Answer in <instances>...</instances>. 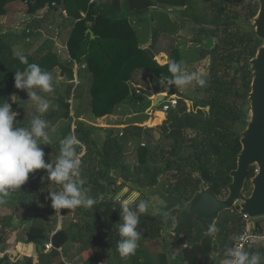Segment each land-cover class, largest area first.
Wrapping results in <instances>:
<instances>
[{"label": "trees", "instance_id": "trees-1", "mask_svg": "<svg viewBox=\"0 0 264 264\" xmlns=\"http://www.w3.org/2000/svg\"><path fill=\"white\" fill-rule=\"evenodd\" d=\"M238 1L214 0L210 10L197 12L193 0H126L127 9L136 16L144 14L155 6L166 10L183 8L179 17L184 20H193L196 25H200L199 37L218 39L213 46H207L200 51L202 60L209 59L206 77H203L204 96L202 100L193 101L194 109H191L189 113L182 116L170 113L161 121L159 128L162 136L165 140L173 141L172 152L178 155L173 157L172 152L169 154L162 152L161 154L166 156L162 168H156L150 164L156 155L143 146L136 150L137 164L132 167L128 162L123 150L124 145L134 141V138L141 133V127H125L122 137L118 134L113 136L111 133L99 150L93 143L88 142L84 127L81 124L76 125L74 135L86 145L87 153L80 162L79 168V172L84 170L86 175H80L74 179L79 181L80 178H86V182L80 181L82 187L88 190V187L92 185L93 191L97 194L95 193V200L91 206L65 208L61 209V212L65 216L73 211L75 216L81 217L80 223L64 222V226L54 232V228L45 224L44 220L37 215V202L47 196L50 184V180L47 179L48 173L43 169L30 173L26 185L10 190L15 196L18 209L24 213H36L24 232L26 243L43 245L51 242L54 246L49 253L41 251L38 254L39 264H60L57 259L58 249L68 242H79L91 250L84 256L86 264L99 262L97 251H103L111 256L117 264H153L154 255L144 243L153 241L163 246L164 222L139 212L135 205L130 204L139 213L137 230L141 233V238L133 253L126 255L120 253L118 250V241L121 239L119 223H122L123 203L116 198L119 197L123 201L126 197L119 196L115 192L109 195L108 190L117 189L115 179L111 177L112 172H116L119 178L141 186L155 184L158 176L163 174L166 192L184 199H189L202 182L212 183L215 193L223 196L230 182L229 173L236 168V155L241 149L236 126L244 119L245 113L238 101L241 94L233 86L237 78L227 81L223 79V75L219 76V72L222 68L229 69L231 66L241 71L242 79L247 82V93L244 96L247 97L251 83L248 62L257 47L253 33L239 39L234 32L230 31V23L224 16V10L229 13ZM242 1L244 0H240ZM13 2L25 4L29 14H34L46 7L52 10L61 8L64 12L65 21L70 28L66 41L68 54L78 64L85 65L88 74L84 86H79L76 91V100L85 91L90 96V109L95 117L113 114L118 105L132 101L129 84L133 82L137 72H141L145 78L148 77L155 84L156 92H166L169 96L175 93L177 86L167 83V80L173 77V74L168 71V62L175 60L181 63V68L184 67L179 49L172 48L168 54L169 61L160 65L155 60L153 47L161 34V29L158 27L153 30L152 44L149 48H140L136 31L128 17L120 15L122 11L120 0H0V17L6 14L7 6ZM231 12H234L233 9ZM162 15L165 19V24L162 23V25L172 26L169 19L170 23H166L165 14ZM88 30H91L94 38H91ZM22 54L27 57L29 64H38L42 70L50 73L55 68H59L62 76L69 82L73 80L72 62L67 60L62 62L54 49L39 58H33L28 53ZM243 54H247L248 57L245 63L240 60ZM26 67L27 65L22 64L17 54L13 52L10 42L0 35V103L9 102L15 88L14 73L17 70L23 71ZM225 76L227 77L228 74L226 73ZM155 81H159L163 89H157L158 83ZM144 83L148 85L147 82ZM71 88L70 84L65 95H57L58 106L64 112L59 115L58 109L55 108L48 114L50 119L69 118L70 105L66 100ZM145 98L138 93V98L135 96L134 101L143 104L147 100ZM181 104L179 107H184V104L182 106ZM10 106L17 112L16 103ZM21 118V115L15 118V123L20 127ZM187 130L194 132V136H186ZM41 147L45 153V162L55 164L57 146L47 143L41 144ZM99 168L103 171H98ZM253 174L252 167L248 178H251ZM246 186L249 185L246 184ZM49 212L55 215L57 210L50 205ZM224 215V224L217 223L216 231L220 245L230 249L237 235L244 228L245 222L237 213L231 215L228 211ZM28 264H31V261ZM157 264H167L164 252L158 255Z\"/></svg>", "mask_w": 264, "mask_h": 264}, {"label": "rangeland", "instance_id": "rangeland-1", "mask_svg": "<svg viewBox=\"0 0 264 264\" xmlns=\"http://www.w3.org/2000/svg\"><path fill=\"white\" fill-rule=\"evenodd\" d=\"M213 1L214 0H193V2L195 3V9L197 12H204L206 9L210 10L211 4L213 3ZM9 5H10L8 6L9 9L13 6H19L16 8L15 12L13 13L14 15L12 14L9 15V23H7V26H6L8 28L7 29L5 28L6 34L12 36L11 47H12L13 52L15 54H17L18 52L28 53L33 58H39L43 54L47 53L49 50L52 49L53 46L51 45L50 41H51V38H54V39H58V41L55 40L57 49H54V50L60 56V60L62 62H65L67 55H68L67 49H64V45L66 44L65 42L66 32L64 29L63 30L59 29V31H57L56 29L57 26H59L58 28H61L60 26L61 16L56 15L52 9H49L48 7H46L44 8V10H46V12L44 13L46 14H44L42 16L43 18L40 20V19H37L36 17L25 16L24 11L26 10V6H24V4L21 2H13ZM182 9L183 8H179L177 10H174L173 12L172 11L168 12V14L170 13L172 15L171 18H169L167 14H165L168 17V18L166 17V21H167L166 23H170L168 22V19L169 21L171 22L174 21L175 23L174 24L172 23L171 25L173 27L170 26L167 31L168 35L170 36H168V39H167L168 42L164 49L168 50L169 52L174 47L178 48L181 53L182 59L184 61V67L182 68V71H184L187 74H191L192 72H198L203 78V77H206L205 76L206 66L209 63L208 62L209 59L205 58L202 60L200 57V51L203 50L207 46L209 47L213 46L215 43H217L218 39L216 38L206 39L203 37H199L198 31L201 28V26L196 25L193 22V20H189V19L184 20L180 18L179 14L181 13ZM232 9L235 12V14H233L234 12H231ZM232 9L229 13H226V10H224V16L228 20V23H230V31L234 32L236 34V37L239 39L246 34L253 33L254 28H253L252 19H253V15L255 14V12L258 11V6L255 0H248V1L244 0L242 2H240L239 0L237 3H235L232 6ZM49 16H51L50 19H46ZM26 29H29L31 31L30 41L28 42H26L25 40V30ZM57 42H59V44ZM58 51H60V53ZM240 60L242 63L247 62L248 60L247 54H243ZM235 68L236 67L234 66L229 67V69L222 68V70L219 72V76L223 75L224 76L223 79L227 81H231V79L237 78V82L233 86L241 94V97L240 99H238V101H239V105H241V108L243 109V112L245 113L244 119L240 123H238V125L236 126V131L240 133L245 128L247 120L249 118L250 105H249L247 97H244L245 94L247 93L246 92L247 82H244V80L242 79L241 71H239L238 69L236 70ZM60 72L61 71L59 68H55L51 72L52 77H53V80H52L53 91L52 92H43L39 88L34 89L38 95H40L43 99L49 102V105H50L49 109L44 114L41 115L37 111L36 105L29 98L27 90H19V89L14 88L13 94L10 96L9 102H8L9 104L16 103L18 107L22 109L23 113L21 114L22 118L20 120V123H23V121H26L27 123L30 122V119L34 116L33 113H35L37 116H40L42 119L47 120L49 124L48 129H46L48 136H49L48 143L57 145L59 150L61 147L59 142L65 137H67L68 135L70 134L72 135L71 124L73 123V115H72L73 112L71 108L73 107L74 112L76 113L77 110L86 109L88 107L86 103V99L84 98L79 101L76 100L77 102L75 101L73 106L70 107L69 118L63 119L61 117H54L50 119L48 117V114L51 111H53L55 108L58 109L59 115L62 112H64V110L58 106L59 103L56 97L57 95L58 96L65 95L66 89L68 85H70L71 83L65 77H64L65 79L62 78L60 80L59 78L61 75ZM226 73L228 74L227 77L225 76ZM79 76L81 80L80 86H84V83L87 80V76H88L86 69H80ZM137 78H138L137 75L133 77L134 82H137L138 80ZM141 79L142 78L140 77L139 82ZM155 82L158 83L157 89H160V88L163 89L162 86L159 85L161 84L159 81H155ZM129 85H130L131 91L135 93L137 90L134 87L133 83L131 82ZM148 85H149L148 87L150 88L148 90L153 91L156 94L155 84L152 83L151 80H148ZM204 90H205L204 84L199 85L195 83V81H193L192 84H189L187 86H183V87L177 86L174 94L176 95L175 97L179 99V103L177 107L171 113H174V114L176 113L178 114V116H182L186 113H189L191 109H194L192 107L193 101L203 99ZM163 94L168 95L166 92H164ZM184 98H186L188 101H183ZM149 101L150 99L145 100L143 104H141V106L143 108L146 107ZM181 103L184 104V107H179ZM127 104L128 103H122L121 105H118L114 113L118 116H124L125 114L129 113ZM157 109L158 108H156V110ZM154 115H155L154 119L153 117H151V119L146 124H143L142 127L138 126L142 128V131L139 135H137V137L134 138L132 146H129L127 144L124 145L123 150L127 156L126 158L128 162L130 163L132 167L137 164L136 150L138 147H142V146L146 147L150 149L153 153H155L156 157L153 161L152 160L150 161V164L155 166L156 168L164 167V159L166 156H163V154L161 153L168 152L169 154L170 152L173 151L171 147L172 146L171 144H173V141L165 140L159 128L160 123L163 120L162 115L160 114L158 110L156 111ZM120 122H119V125H121ZM75 125H78V123L75 122ZM148 129L150 131H148ZM120 130L122 131L123 129L113 128V129H109L108 132L113 131L114 132L113 134L116 133L117 135V133H119L118 131ZM185 134L186 136H189V137L194 136V132L189 131V130H187ZM95 137H96L95 138L96 141L98 142V145H102L103 141L108 136L107 135H104V136L96 135ZM176 155H177L176 152H174L172 156L177 157L178 155L177 156ZM182 155H184V153ZM98 171L101 172L103 171V169L99 168ZM80 175L85 176L86 175L85 171L83 170L82 172H80ZM195 176H197V174H195ZM111 177L117 178L118 174L116 172H113L111 173ZM28 180H29V177H28ZM28 180L23 185H26ZM79 181L86 182L87 179L80 178ZM204 183L205 182H202L201 184H204ZM246 184L249 186H246L245 192L249 193L251 190V185L249 182H247ZM51 186H52V190L50 192L47 191V198H41L37 202V208H38L37 215L41 217L42 220H44L45 224H47L48 226L54 227L55 221L57 222L59 218H58V213H56L55 215H52L49 213V208L51 205V200L49 199V193L53 191H60L62 186L61 184L50 180L48 189ZM93 189L94 187L90 185L88 187V192L86 193V195L92 198L93 200H95L94 195L96 192H94ZM114 192L117 193V195H120V194L124 195L126 198H129L128 200H133V203H135V200L131 198L132 191L127 189L125 186L117 185L116 190H112V189L108 190L109 195L113 194ZM226 194H227V191H225L223 193V196L222 195L221 196L224 197L226 196ZM4 201L5 202L0 203V207H3L6 205L7 208L10 209L11 211L13 210L16 211V215H17L16 221L18 220L17 223L19 224L18 226L21 230L23 229L21 227L23 224H27L28 222H30L31 219H33V217L36 216L35 212L24 213V211H21L20 209H18L15 196L11 192L8 197H4ZM224 216H225L224 213L220 215L218 223L224 220ZM70 218L71 216H68L67 219H70ZM161 222H164V226H170L171 224L169 221H161ZM0 223H2L6 229V231L2 234L3 236H7L9 233V230H13L14 228V226L12 225L10 226L9 223L6 224L1 219H0ZM66 223L68 224L70 222L66 221ZM27 228L28 227L26 226V229ZM25 230L22 232L24 233ZM161 248L163 250V246H161Z\"/></svg>", "mask_w": 264, "mask_h": 264}, {"label": "water", "instance_id": "water-1", "mask_svg": "<svg viewBox=\"0 0 264 264\" xmlns=\"http://www.w3.org/2000/svg\"><path fill=\"white\" fill-rule=\"evenodd\" d=\"M258 11L252 19L253 34L257 41L254 55L248 62L251 75L247 99L250 105L249 118L245 128L239 133L241 149L236 155V168L230 171L227 194L222 197L214 191L212 183L200 184L189 199L168 193L164 189V176L160 174L153 185L141 186L132 181L115 177V183L132 191L135 206L143 202V214L169 221L163 226V251L167 264H214L216 255V225L222 213L236 210L249 219L264 217V0H255ZM92 35L91 30L87 31ZM140 94L152 103L142 113L125 117V126H143L150 120V112L169 96L163 93L153 97V93L137 87ZM256 172L248 178L250 168ZM251 190L245 192L246 183ZM132 202V203H131ZM36 257L35 245L28 243L24 249ZM40 252V251H39ZM25 257L22 258L24 263ZM26 262V261H25Z\"/></svg>", "mask_w": 264, "mask_h": 264}, {"label": "clouds", "instance_id": "clouds-1", "mask_svg": "<svg viewBox=\"0 0 264 264\" xmlns=\"http://www.w3.org/2000/svg\"><path fill=\"white\" fill-rule=\"evenodd\" d=\"M18 59L27 67L14 73V87L19 90H27L31 101L36 105L37 111L42 115L49 109V102L43 99L34 89L39 88L43 92H52V74L42 70L38 64L28 63V59L22 53H17ZM168 71L173 74L168 84L178 87L192 84H204V79L198 72L187 74L182 71L181 63L175 60L168 62ZM17 112L11 109L6 101L0 103V203L5 202L10 190L19 189L28 180L29 174L36 170H45L47 179L61 184L60 191L49 193L51 207L59 211L65 208L77 206H91L94 200L86 195V189L77 179L80 176V159L75 146L80 141L74 135H68L60 143V155L55 164L45 162V153L41 144L49 142L46 131L48 121L40 116H33L27 127L17 126L15 118ZM43 179V178H42ZM117 200L119 197L116 198ZM139 212H143L146 205L141 202L136 206ZM122 223H119L118 250L122 254L133 253L141 233L137 230L139 213L130 202L122 205ZM230 258L223 264H264V253L247 252L243 250H228Z\"/></svg>", "mask_w": 264, "mask_h": 264}, {"label": "crops", "instance_id": "crops-1", "mask_svg": "<svg viewBox=\"0 0 264 264\" xmlns=\"http://www.w3.org/2000/svg\"><path fill=\"white\" fill-rule=\"evenodd\" d=\"M96 1H99V0H96ZM120 1L122 4V11H121L120 15L121 16L125 15L128 17L129 22L131 23L132 27L136 31L140 48H142V49L149 48L152 44V32H153V30L158 28V27L161 29V34H160L157 42L155 43V46L153 47V53L155 56V60L160 65L166 64L169 61V57H168L169 52H168V50H165L164 48L167 45V42H168L167 39H168V36H170V35H168V33H167V31L169 29V25H165V26L162 25V23L165 24V19H164L162 14H167V16L169 18H171L172 15L170 13L168 14V12H171V11L173 12L174 9H167L166 10V9L160 8L158 6H155V7H151L144 14H142L140 16H136L134 14H131L129 12V10L127 9L126 0H120ZM8 6H10V5H8ZM8 6H7L6 14L4 16L0 17V35L5 37V39L7 41H9L11 44L12 43V36L6 34V29L8 28L6 26H7V23H9V15H11V14L14 15L13 13L15 12L16 8L19 6H13L10 9L8 8ZM24 6H25V4H24ZM175 10H177V9H175ZM49 11H47V12H49ZM44 12H46V10L41 9L34 14H29L25 10L24 15L27 17H29V16L36 17L37 19L41 20L43 18L42 16L44 14H46ZM53 12L56 15L61 16V25H60L61 28H58L59 26H57L56 29H57V31H59V29L65 30L66 41H67L70 28H69L68 23L65 21V14L61 10V8H59L58 10H53ZM50 17L51 16H49L46 19H50ZM172 23L174 24L175 22L172 21ZM91 38H94L93 34L91 35ZM55 40L58 41V39L51 38L50 42H51V45L53 46L52 49H57ZM57 43L59 44V42H57ZM135 75L138 76V78H137L138 80H137V82H134V80H133L132 83H133L134 87L136 88V90H137V87H143L147 90L150 89V88H147L148 85H145L146 83H144V82L148 83V80H149L148 77H146V78L142 77L143 74L139 73V72L136 73ZM140 77L142 79L139 82ZM59 78L61 80L62 78H64V76L60 75ZM144 79L146 81H144ZM130 91H131V89H130ZM151 92L153 93V97H156V95H158L160 93H164V92H156V94H155L153 91H151ZM138 93H139L138 90L135 93L133 91H131V94L133 96L132 101L127 102L129 113L125 114L124 116H118L115 113H113V114H108V115H105L102 117H95L92 114L91 109H90V100H91L90 96L84 91L77 101L85 98L88 107L86 109L77 110L76 113L74 112L73 107L71 109L73 112L72 113L73 118L76 120V122L78 124H81L84 127L85 133L88 136V142L93 143L96 146V148L100 150L104 141L106 140V138L103 141L102 145H98V142L95 139L96 135H102V136L107 135V136H109L111 133H114L113 131L108 132L109 129H113V128H115V129L122 128L124 130V128L127 127L124 124L125 117L130 116V115H134V114H138V113H142L146 109H148L152 103L151 100L148 102V105L144 108L141 106L140 102L135 103L134 98H135V96H136V98H138ZM171 96L173 97L176 95L173 94ZM147 99L149 100V98H147ZM183 101H188V100L186 98H184ZM141 108H143V109H141ZM17 109H18L17 110L18 115H21L23 113L22 109H20V107H17ZM33 114H34V116H37L35 113H33ZM151 117H153V119H154L155 115H152V116L150 115V119H151ZM119 122L121 123V125H119ZM19 123H20V121H19ZM28 125H29V122L27 123L26 121H23V123H21V127H27ZM123 130L122 131L120 130L118 132L123 133ZM113 135H116V133ZM132 142L133 141L129 142L128 145L132 146V144H133ZM59 155H60V150L57 147V157H59ZM51 190H52V186L49 189H47L48 192H50ZM87 192H88V190L86 191V193ZM119 196H122V195L120 194ZM44 198H47V196H45ZM128 199L129 198H125L122 201V203H124L125 201H128ZM77 207H79V206H77ZM84 207L87 208L89 206H84ZM229 213H231V215L234 213L238 214V212L235 209L232 211H229ZM68 216H71V218L67 219ZM58 218H59L58 221L57 222L55 221V224L53 227L54 232L61 229L62 226H64V222L66 223V221H69L72 223H80L81 222V217L75 216L73 211L64 216L60 210L59 214H58ZM0 219L3 222H5L6 224L9 223L10 226L11 225L14 226L13 230H9V233L7 236L0 235V264H22L23 263L22 258H24V257H25V260H24L25 264H28L29 261H31V264H39L38 255L36 257H31V255H30L31 252L34 251V248H31L30 250L24 249V246L27 245L28 243H26L25 234L22 231H24L26 229V226L28 227L30 225V222H28L27 224H23L21 226L23 229L21 230L18 226L19 224L17 223L18 220L16 221V219H17L16 211H14V210L11 211L10 209L7 208L6 205L3 207H0ZM219 224H224V222L223 221L219 222ZM244 227H248L251 229H257L262 235H264V217L258 218V219H251L249 222H247L245 224ZM34 245L36 248V252L38 254L41 251H43L44 253H49L51 251V250L47 249V247H46L47 243H45L43 245H36V244H34ZM144 245L154 255L153 264H157L158 255L161 252H164L162 250L161 246L159 245V243L153 242V241H146L144 243ZM228 250L229 249H226L225 247L220 245V243L218 242V235H217L216 255H215V259H214V264H223L224 260L227 257ZM244 251H247V252L259 251L261 253H264V239H261L252 245L246 246ZM58 252H59V256L57 259L59 261L61 259H64L66 261H69L72 264H86L84 256H86L89 252H91V250L84 247L79 242H68V243L64 244L61 248H59ZM97 254H98V259H99V262L97 264H117L111 256L103 253V251H97Z\"/></svg>", "mask_w": 264, "mask_h": 264}, {"label": "built area", "instance_id": "built-area-1", "mask_svg": "<svg viewBox=\"0 0 264 264\" xmlns=\"http://www.w3.org/2000/svg\"><path fill=\"white\" fill-rule=\"evenodd\" d=\"M26 33V42L30 41V36L29 34L31 31L29 29L25 30ZM64 49H67V44L64 45ZM60 53V51H58ZM67 61L72 62L73 66V80L70 81L72 88L70 90V94L66 102L70 105V107L73 106L74 102L76 101V91L78 87L81 84L80 76H79V71L80 69H85V65H80L76 61L72 60L69 54L67 55L66 58ZM179 102V99H177L175 96H170L166 101L161 102L157 107H153L152 111L150 112V115H154L155 112L158 110L163 114L164 118H167L169 114L177 107ZM156 108H158L156 110ZM76 120L73 118V123L71 124V130H72V135L75 133L76 125H75ZM75 136V135H74ZM119 137L123 136L122 132L118 133ZM76 137V136H75ZM80 141V140H79ZM75 150L78 153V157L80 159V162L82 159L85 157L87 153V148L86 145L80 141V144L75 146ZM256 172V169L254 168V173ZM119 202H122L120 199H118ZM242 219L244 220L245 224L249 222L251 219L247 218L245 215H241ZM6 231L4 225L0 223V235H2ZM264 239V235H262L257 229H251L248 227H244V229L237 235L235 243L231 249L233 250H243L245 249L246 246L252 245L256 243L257 241ZM48 250H52L54 246L52 245L51 242H48L46 245ZM230 258L229 255L227 254L226 259ZM60 264H72L69 261H66L64 259H61Z\"/></svg>", "mask_w": 264, "mask_h": 264}, {"label": "bare ground", "instance_id": "bare-ground-1", "mask_svg": "<svg viewBox=\"0 0 264 264\" xmlns=\"http://www.w3.org/2000/svg\"><path fill=\"white\" fill-rule=\"evenodd\" d=\"M160 114L162 115V117H163V114L160 112ZM164 118V117H163Z\"/></svg>", "mask_w": 264, "mask_h": 264}]
</instances>
